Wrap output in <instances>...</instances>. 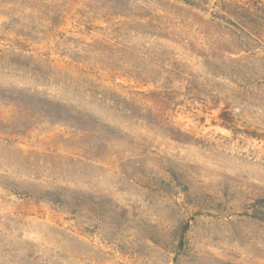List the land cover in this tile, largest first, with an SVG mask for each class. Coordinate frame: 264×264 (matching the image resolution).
Masks as SVG:
<instances>
[{"label": "rangeland", "instance_id": "rangeland-1", "mask_svg": "<svg viewBox=\"0 0 264 264\" xmlns=\"http://www.w3.org/2000/svg\"><path fill=\"white\" fill-rule=\"evenodd\" d=\"M264 0H0V264H264Z\"/></svg>", "mask_w": 264, "mask_h": 264}, {"label": "trees", "instance_id": "trees-1", "mask_svg": "<svg viewBox=\"0 0 264 264\" xmlns=\"http://www.w3.org/2000/svg\"><path fill=\"white\" fill-rule=\"evenodd\" d=\"M257 218L264 220V212L262 214L255 215Z\"/></svg>", "mask_w": 264, "mask_h": 264}]
</instances>
